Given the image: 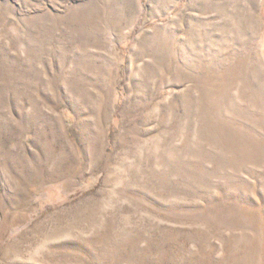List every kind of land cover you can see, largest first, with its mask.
Listing matches in <instances>:
<instances>
[{"label":"rangeland","instance_id":"obj_1","mask_svg":"<svg viewBox=\"0 0 264 264\" xmlns=\"http://www.w3.org/2000/svg\"><path fill=\"white\" fill-rule=\"evenodd\" d=\"M0 264H264V0H0Z\"/></svg>","mask_w":264,"mask_h":264}]
</instances>
